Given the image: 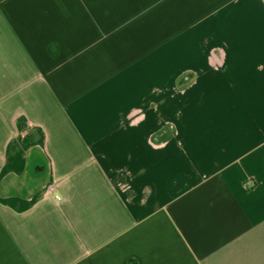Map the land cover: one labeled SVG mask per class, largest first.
<instances>
[{
    "label": "crops",
    "instance_id": "1",
    "mask_svg": "<svg viewBox=\"0 0 264 264\" xmlns=\"http://www.w3.org/2000/svg\"><path fill=\"white\" fill-rule=\"evenodd\" d=\"M0 264H264V0H0Z\"/></svg>",
    "mask_w": 264,
    "mask_h": 264
}]
</instances>
